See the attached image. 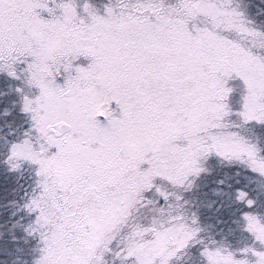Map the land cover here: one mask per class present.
<instances>
[{"label": "snow or ice", "instance_id": "snow-or-ice-1", "mask_svg": "<svg viewBox=\"0 0 264 264\" xmlns=\"http://www.w3.org/2000/svg\"><path fill=\"white\" fill-rule=\"evenodd\" d=\"M0 264H264V0H0Z\"/></svg>", "mask_w": 264, "mask_h": 264}]
</instances>
